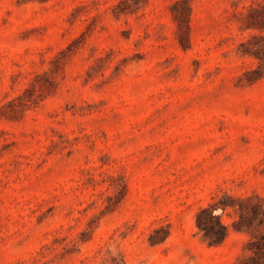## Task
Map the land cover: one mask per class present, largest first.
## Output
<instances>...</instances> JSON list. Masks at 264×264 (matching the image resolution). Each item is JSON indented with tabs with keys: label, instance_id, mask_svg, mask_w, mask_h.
I'll return each mask as SVG.
<instances>
[{
	"label": "rangeland",
	"instance_id": "1",
	"mask_svg": "<svg viewBox=\"0 0 264 264\" xmlns=\"http://www.w3.org/2000/svg\"><path fill=\"white\" fill-rule=\"evenodd\" d=\"M0 0V264H236L202 208L264 195V0ZM124 11V12H119Z\"/></svg>",
	"mask_w": 264,
	"mask_h": 264
},
{
	"label": "trees",
	"instance_id": "2",
	"mask_svg": "<svg viewBox=\"0 0 264 264\" xmlns=\"http://www.w3.org/2000/svg\"><path fill=\"white\" fill-rule=\"evenodd\" d=\"M171 9L178 27L179 42L182 48L186 49L189 42L190 7L186 0H175ZM241 21L243 30H264V1L248 6ZM239 54L257 60L256 67L251 71L253 77L250 80L264 76V36L261 33L253 34L242 42ZM227 208H231L234 214V219L230 223L233 230L244 231L250 235L236 264H264V195L254 193L238 198L226 196L223 201L200 209L196 214V225L210 244L223 242L229 233V225L224 224L220 217L214 214L217 209L224 212Z\"/></svg>",
	"mask_w": 264,
	"mask_h": 264
}]
</instances>
